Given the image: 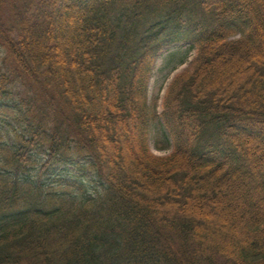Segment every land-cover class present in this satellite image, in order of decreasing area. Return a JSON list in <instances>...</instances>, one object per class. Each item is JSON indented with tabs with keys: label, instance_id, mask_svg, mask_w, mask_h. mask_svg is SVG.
I'll return each mask as SVG.
<instances>
[{
	"label": "trees",
	"instance_id": "16d2710c",
	"mask_svg": "<svg viewBox=\"0 0 264 264\" xmlns=\"http://www.w3.org/2000/svg\"><path fill=\"white\" fill-rule=\"evenodd\" d=\"M0 100V264H264V0H0Z\"/></svg>",
	"mask_w": 264,
	"mask_h": 264
},
{
	"label": "rangeland",
	"instance_id": "374dc122",
	"mask_svg": "<svg viewBox=\"0 0 264 264\" xmlns=\"http://www.w3.org/2000/svg\"><path fill=\"white\" fill-rule=\"evenodd\" d=\"M195 53V47H193L190 41H181L171 44L156 57L154 69L148 81V98L153 100L157 97L158 111L161 110V98L165 93L166 86L172 80L174 75L188 66ZM185 56L186 61L180 63ZM2 103L4 102L0 100V112L4 111V107L1 106ZM162 128L164 127L160 126L158 122H155L150 130V149L158 155L167 154L172 147L171 137L167 136L166 132L162 131ZM158 145L168 146V148H156ZM261 178L262 179L260 180H264V177L261 176ZM238 189L240 188L234 187L232 189L233 193H236Z\"/></svg>",
	"mask_w": 264,
	"mask_h": 264
}]
</instances>
